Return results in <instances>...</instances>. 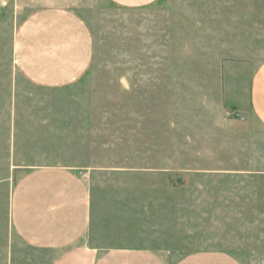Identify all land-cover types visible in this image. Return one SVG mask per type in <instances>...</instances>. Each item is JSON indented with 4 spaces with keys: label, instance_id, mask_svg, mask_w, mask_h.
I'll use <instances>...</instances> for the list:
<instances>
[{
    "label": "rangeland",
    "instance_id": "1",
    "mask_svg": "<svg viewBox=\"0 0 264 264\" xmlns=\"http://www.w3.org/2000/svg\"><path fill=\"white\" fill-rule=\"evenodd\" d=\"M75 12L91 63L52 87L18 70L17 26L0 15V264H56L75 245L264 264V126L248 101L264 0H85ZM43 169L71 171L88 190L87 230L66 247L32 246L13 228L17 187Z\"/></svg>",
    "mask_w": 264,
    "mask_h": 264
},
{
    "label": "crops",
    "instance_id": "2",
    "mask_svg": "<svg viewBox=\"0 0 264 264\" xmlns=\"http://www.w3.org/2000/svg\"><path fill=\"white\" fill-rule=\"evenodd\" d=\"M85 0H0V15L13 14V58L19 71L43 86L70 83L87 71L92 57L89 28L75 12ZM124 9L144 8L155 0H107ZM249 107L264 126V61L249 83ZM15 233L35 247H66L83 238L89 222L85 180L64 169H43L25 177L11 203ZM197 258H219L202 253ZM196 257V256H193ZM189 259H192L189 258ZM56 264H165L141 250L109 251L75 245Z\"/></svg>",
    "mask_w": 264,
    "mask_h": 264
}]
</instances>
